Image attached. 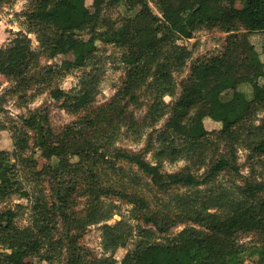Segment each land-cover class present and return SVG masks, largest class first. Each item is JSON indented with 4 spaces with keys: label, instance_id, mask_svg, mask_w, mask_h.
I'll list each match as a JSON object with an SVG mask.
<instances>
[{
    "label": "trees",
    "instance_id": "trees-1",
    "mask_svg": "<svg viewBox=\"0 0 264 264\" xmlns=\"http://www.w3.org/2000/svg\"><path fill=\"white\" fill-rule=\"evenodd\" d=\"M9 1L0 0V6ZM28 1L30 8L23 14L27 32H15L0 46V75L13 82V94L27 91L32 84H45L50 97L67 112L87 113L58 133L47 113L37 110L18 116L19 124L10 128L12 149L0 150V202L15 194L29 197L18 176L21 168L49 183L53 202L41 191L35 194L32 223L22 228L15 223L17 210L0 211V264H33L29 257L47 264H117L115 251L130 242L133 248L120 264H246V258L251 259L249 264H264V182L246 176L233 188L199 189L221 173L240 175L238 146L248 151L246 162L252 169L264 166V119L256 123L264 110V47L258 52L249 40L253 33L264 34V0H134L139 10L127 14L118 32L109 36L116 20L103 16L106 0H92L93 11L86 0ZM149 2H154L160 16ZM201 28L224 32L223 50L191 63L180 95L168 104L164 97H172L176 89L173 73L181 71L191 57V51L177 41L191 39ZM28 34H34L37 49ZM65 38L75 47L73 60L39 69L40 57L48 61L65 55ZM97 43L121 50L125 77L109 101L90 110L97 94L94 74L86 73L68 91L52 86V78L91 64ZM244 84L249 92L239 89ZM142 92L148 124L153 126L165 116L166 120L142 150L115 148L117 132L131 122L128 106L137 105ZM205 118L220 128L207 130ZM154 139L158 149L152 152L155 162L151 163L146 155L153 150ZM212 141L222 142L227 150L206 162V147ZM30 148L45 160L40 170L35 158L25 157ZM193 156L208 165L199 176L188 167L162 170L164 159ZM121 162L136 167L147 179L145 186L161 193L175 187L196 192L179 195L174 211L169 206L151 211L132 190L129 201L149 227H127L121 220L108 224L112 211L101 206L100 198L114 188L103 184L99 172H116ZM129 178L138 187L135 175ZM81 189L78 195L90 197V204L78 216L71 207ZM186 222L180 231L170 232ZM92 224H100L102 248L109 255L97 256L79 243ZM239 234H255L256 243L244 246L237 241Z\"/></svg>",
    "mask_w": 264,
    "mask_h": 264
},
{
    "label": "rangeland",
    "instance_id": "rangeland-1",
    "mask_svg": "<svg viewBox=\"0 0 264 264\" xmlns=\"http://www.w3.org/2000/svg\"><path fill=\"white\" fill-rule=\"evenodd\" d=\"M28 0H10L8 3H4L0 6V46L5 45L8 40H10L15 32L22 31L27 32L26 25L24 24V12H26L29 7ZM92 0H86V5L91 8ZM152 11L161 15L157 9L154 2H149ZM237 6H239L237 4ZM139 10V6L134 0H106V4L103 7V16L108 20H116L112 31L108 33H117L118 29L123 25V18L127 14H133ZM91 11L93 9L91 8ZM174 30L178 29L175 24L172 26ZM240 31H243L241 29ZM32 40L33 48H38V42L34 34H28ZM86 38L85 33L82 34ZM226 34L217 28L206 29L201 28L194 32L193 37L189 40H178L179 45H184L191 51V57L187 61L186 65L181 71H175L173 73V78L176 84V89L172 97L165 96L164 101L171 104L180 95L181 87L186 77L189 74V66L191 63L198 59H204L211 55L218 54L223 50L225 44ZM250 42L254 45L258 52H262L264 47V34L263 33H253L249 36ZM66 53L65 55L57 56L53 60H46L45 57H40V67L39 69L45 67L49 64L60 63L63 59L73 60L75 54V47L70 38H65L64 41ZM98 52L97 56L91 61L86 67L78 68L72 70L69 74L63 77H53L52 86H58L61 89L68 91L75 86H78L80 78L86 73L90 72L98 78L97 82V94L94 103L88 109H94L95 107L105 104L109 101L119 89L122 81L125 77V70L123 65L120 63L121 50L110 45L97 43ZM263 57V56H262ZM13 82L2 75H0V150H11L12 149V132L10 128L13 125L19 124L18 116H27L33 111L46 112L48 115L49 123L55 132H60L68 124H70L77 117L82 116L87 112H81L78 114H70L64 108L61 107V102L55 101L50 97V88L46 87L45 84H32L27 91L19 92L13 94L10 91ZM240 90L244 92H249L250 87L247 84L241 85ZM147 92H145L146 94ZM144 92L141 93L142 97L137 105L130 104L128 110L131 114V122L128 125L121 126L120 130L117 132L118 136L115 140V148H121L131 151L142 150L152 134L154 138L157 132L162 128L166 120V116L161 119L158 123L151 126L145 119L147 112V99L144 97ZM264 119V110H261L257 117L256 123L261 122ZM204 126L207 130H218L220 124L213 122L208 118L204 119ZM213 140V139H212ZM32 144V142L30 141ZM153 150L146 155V159L154 163L152 152L158 149L157 141L153 140ZM226 145L222 142L212 141L211 147L208 145L206 147V153L204 160L210 162V160H215L219 158L224 152H226ZM238 164L240 165V175L235 176L229 173H221L211 182L199 186L200 190H206L208 188L219 190L221 188H233L236 185H241L243 183V177L249 176L255 178L256 180L264 182V166L255 165L252 169L250 164L246 162V156L248 151L242 146H238L237 151ZM32 156L37 161V170H40L45 164L44 158L39 155V151L34 148H30L26 151L25 157ZM20 167V165H19ZM118 171L110 172L105 170V172H99L101 181L105 186L110 185L114 191L101 196V206L105 210H111V218L107 221L108 224H114L115 222L122 221L127 227L136 226L137 224L143 227L146 226L142 222V212L138 207L129 201V196L132 190L137 193L138 197L144 198L147 201L151 211L159 208L162 209L163 206H169L171 211H174L175 201L179 195L194 194L196 192L195 188H172L168 192L161 193L157 191L153 186H145L146 178H143L136 167L126 164L125 162L118 163ZM162 170L165 172H177L185 167L193 172L195 175H201L208 167L207 164H201L195 156L190 159L179 158L174 161H169L164 159L162 162ZM26 168H21L18 172V176L21 178L22 187L29 192V197H19L17 194L13 195L10 199H6L0 202V211L5 209L17 210L18 216L15 223L18 227L22 228L25 226H30L33 219V204L34 196L38 192H42L46 196L49 202H53L51 198V187L47 181H39L35 176L25 170ZM253 173V174H252ZM127 174L129 176H124ZM135 175L138 179V187L134 186L130 182L131 176ZM123 184V185H121ZM82 188V186H80ZM78 193L74 195V206L73 209L75 215H82L90 204V197L80 196ZM114 192V193H112ZM120 192V193H119ZM127 193V196L122 194ZM18 205L21 207H18ZM185 224H179L171 229V233H176L180 231ZM61 226V224H60ZM59 226V227H60ZM237 241L242 243L244 246H251L256 243L255 234H239ZM79 243L83 246L89 248L97 256H107L109 253L104 252L102 248L101 239V229L100 224L88 225L84 230V233L79 240ZM133 248V243L130 242L126 248H119L114 253V258L117 264H120L125 252L128 249ZM28 260L33 264H47L42 260L29 257ZM251 262L250 258H246V264Z\"/></svg>",
    "mask_w": 264,
    "mask_h": 264
}]
</instances>
